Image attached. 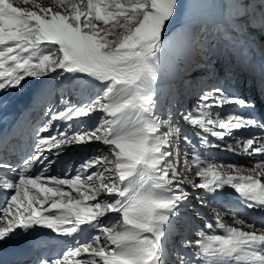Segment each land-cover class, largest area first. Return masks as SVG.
<instances>
[{
	"label": "snow or ice",
	"instance_id": "obj_1",
	"mask_svg": "<svg viewBox=\"0 0 264 264\" xmlns=\"http://www.w3.org/2000/svg\"><path fill=\"white\" fill-rule=\"evenodd\" d=\"M212 2L219 15L210 23L197 17L207 0H0V92L31 78L75 82L80 97L61 92L43 110L31 151L17 165L0 159L12 174L0 178L8 193L0 249H34L39 236L55 234L65 249L36 264H264V220L249 215L264 213V112L256 115L253 100L229 93L208 69L221 65L230 77L234 51L249 66L258 52L264 74V0ZM178 45L186 52L179 64L171 55ZM202 64L208 82L194 79ZM176 80L195 94L190 109L177 110ZM53 94L42 87V96ZM229 105L241 111L224 113ZM97 115L92 127L74 129ZM65 145L97 147L75 175H48L50 156ZM209 149L250 164L218 160ZM189 186L201 190L195 205ZM229 189L237 206L225 202ZM199 209H211L210 219L195 228Z\"/></svg>",
	"mask_w": 264,
	"mask_h": 264
},
{
	"label": "rangeland",
	"instance_id": "obj_2",
	"mask_svg": "<svg viewBox=\"0 0 264 264\" xmlns=\"http://www.w3.org/2000/svg\"><path fill=\"white\" fill-rule=\"evenodd\" d=\"M14 2H18V0H14ZM43 3L46 5L49 3V0H43ZM23 6V5H20ZM201 11L197 14L199 16L203 15L205 18L208 19V21L211 23L212 18H209V16H212V14L217 13L219 15L218 7L215 6L212 2V0H207V7L204 9H200ZM210 13V14H206ZM183 22V18L180 21H176V23ZM253 27H256L254 24ZM175 28V25H173V29ZM180 28V27H179ZM178 28V29H179ZM176 29L175 31H178ZM174 31L170 30L169 35H173ZM259 36V33H253V39ZM167 40L168 37H165ZM264 39V38H261ZM259 43V41L257 42ZM240 53L239 51H234L232 53L233 57V72L234 74L227 79H224V81H219V85L221 87H224L228 90L231 94L240 95L245 99H251L255 102L256 106H259V103L262 101L261 111H258L259 114L263 112L264 109V96L262 99H260L258 102L256 99L257 93H260L264 95V77L261 76V78H257L256 76L249 75L247 77V73L240 70V73L242 74L243 78L240 79L238 77L239 69L237 68L239 65V61L242 60L241 57H237V54ZM241 54V53H240ZM173 60L175 63L179 64L181 60L184 59L186 52L182 45H178L173 53L171 54ZM255 62H257L258 68L261 69V58L259 56V53H256ZM215 63V61H213ZM208 69H211L213 72L215 69L212 68V65H208ZM200 71H204V65L202 64L200 66V70H197L194 73V79L196 82H208L209 81V75L208 76H202ZM242 71V72H241ZM261 73V72H260ZM201 75V76H199ZM261 75L264 76V74L261 73ZM189 78V77H188ZM193 76L190 77L192 79ZM221 76L219 75V80ZM223 78V76H222ZM246 81H245V80ZM179 81V80H176ZM174 81V82H176ZM213 83L216 81H212ZM177 84V100L179 101V104H177V110L182 111L184 109H190L191 106H194L195 104V94L193 91L180 87L179 82H176ZM44 85H48L50 88L53 89L54 94L51 96H42L41 95V89ZM65 93V97L68 99H71L72 102H77L80 97L78 91L75 90V82L69 83L68 81H56V80H43L38 81L34 79H27L26 83L24 84V87L22 89H13L7 92H0V127L1 125L8 124L9 119L12 117V114L16 116L18 114V122L20 120L23 121V123H26L27 125L24 127H20V130L22 131V134L17 135L13 137L12 143H11V150L9 151V158H3L0 157V159L7 160L8 162L17 165L20 162L21 157L27 155L31 151V145L33 144L35 140V130L38 126L42 125L43 122H45L46 118L43 116V110L47 108L49 103H54L58 101V98L60 96V93ZM165 104H167V101H165ZM26 106V109H24ZM59 107H62L59 106ZM228 108V109H227ZM236 108V109H234ZM24 111L22 112V110ZM226 109V111L224 110ZM223 109L224 113L228 112H237V109L239 108L237 106H226ZM256 115H258L256 113ZM11 116V117H10ZM15 118V117H14ZM98 120V115L94 116L92 119H82L80 121L74 122V129L78 128H90L92 127L96 121ZM177 120L183 127L184 132L192 137L193 142H196V137L194 136L193 130L190 126H188L178 115ZM14 121V120H13ZM22 125V124H21ZM53 132H55V129H53ZM257 134H262L259 131H257ZM237 135H244L248 136V134H245L244 132L237 133ZM214 139V138H213ZM7 141V140H6ZM97 145H92L90 147H80V146H64V150L61 152L59 156H50V159L54 160L55 163L50 165V171L48 175H54V176H64L67 174L68 176L75 175V169L79 166L80 163L83 162L84 159L88 158L89 156H92L95 154ZM210 150V149H209ZM207 150V152L214 155L218 160H222L229 163H236V161L233 162L234 157H232L230 152L220 151L219 149H211L210 151ZM55 151V150H53ZM70 154V155H69ZM228 155V156H227ZM230 155V156H229ZM229 157V158H228ZM238 158V155L236 156ZM240 160L243 162L241 165H249L250 164V158L240 155ZM232 159V160H231ZM36 169H34L35 171ZM11 177V173L7 172L6 170L0 169V178H3L4 176ZM198 179V178H197ZM188 191L190 194V204L195 205L196 195L201 193V190H193L190 186L188 187ZM2 195H5V197L2 199L3 202L0 205V208L4 207L6 205V201L8 199V193L7 191H0ZM235 195V193L232 190H228V194L225 198L226 203H232L233 200L232 197ZM201 212L205 213V215L202 218L196 219L194 218L192 223L193 227L195 228H202L204 226V222L207 219H210L209 216H207V213L211 211V209H199ZM188 216H193V213L189 211L187 213ZM251 216V214H249ZM228 220L227 218H225ZM230 223V219L228 220ZM177 228L180 230L181 233H184V227L182 223L177 224ZM188 238H191V231L185 233ZM55 239H60L59 237H55ZM54 239V240H55ZM179 236L174 237V241H178ZM49 245V247L42 248L39 251V256L42 255H48V251H54L53 253H60V251L64 250L65 247L58 248V245L56 247H52L51 243L45 244V246ZM50 254V253H49ZM36 257V259H37ZM36 264V260L34 261Z\"/></svg>",
	"mask_w": 264,
	"mask_h": 264
},
{
	"label": "bare ground",
	"instance_id": "obj_3",
	"mask_svg": "<svg viewBox=\"0 0 264 264\" xmlns=\"http://www.w3.org/2000/svg\"><path fill=\"white\" fill-rule=\"evenodd\" d=\"M186 2H187V0H181L182 5H184L185 7H186ZM182 11H183V9H182ZM199 11H201V10H198V12ZM206 14L208 15L210 13H206ZM197 17L199 18L200 16L197 14ZM208 17L212 18V21H214V20H216L218 18V14L215 13V14H212V16L208 15ZM182 18H183L182 15L178 16L176 21H180ZM174 25H175L174 30H176V29H178L180 27V24L178 22L175 23ZM241 70L243 72L247 73V75H246L247 77H249V75H251L250 72L244 71L243 69H241ZM200 72H203V71H200ZM207 74H208L207 71H204V73H201V75L205 76V77L208 76ZM201 75H199V76H201ZM191 76L192 75L189 76V79H190ZM241 77L243 78V76H241ZM176 82H179V81H176ZM14 117H15V114L14 115L12 114V117L9 119L8 124L1 125V127H0V140H4V141L8 140L9 134L10 133H12V134L14 133V131L16 129V128L12 127V123H13ZM244 133L248 134V132H244ZM231 155H232V157H234L233 162L236 161L237 164H240V165L243 164V162L240 160V157H239L240 155H238V158L235 157V154H231ZM231 200H233V205L234 206L238 205V202L236 200V194L232 197ZM249 214H251V218L256 220V221L264 220V213L250 212ZM54 235L55 234H50L48 236H39L38 237V243H40V244L42 243L43 244V242H47V241H51L52 242L53 241L54 245L52 244V247H56V245H58V248H60L61 246L63 247L64 243L62 241V238L56 240ZM2 249H10V250H13V251L23 252V251L27 250V247L25 245L24 246L5 245V246H3ZM24 264H26V263H24Z\"/></svg>",
	"mask_w": 264,
	"mask_h": 264
}]
</instances>
